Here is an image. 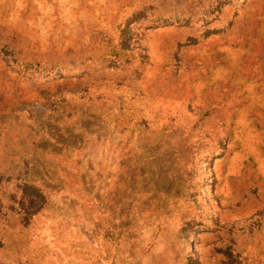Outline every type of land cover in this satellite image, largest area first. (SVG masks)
<instances>
[{
	"label": "rangeland",
	"instance_id": "1",
	"mask_svg": "<svg viewBox=\"0 0 264 264\" xmlns=\"http://www.w3.org/2000/svg\"><path fill=\"white\" fill-rule=\"evenodd\" d=\"M0 264H264V0H0Z\"/></svg>",
	"mask_w": 264,
	"mask_h": 264
},
{
	"label": "trees",
	"instance_id": "2",
	"mask_svg": "<svg viewBox=\"0 0 264 264\" xmlns=\"http://www.w3.org/2000/svg\"><path fill=\"white\" fill-rule=\"evenodd\" d=\"M189 21L192 22V19L189 16L185 17V18H179V17L171 16L169 18L158 17L155 20H152V22L150 24L151 25H158L159 23L176 22L179 25H185V24L189 23ZM122 54L126 55V53H123V52H122ZM113 56H114V60L112 62L113 67L119 68L120 70H122L123 69L122 65L124 64V62L120 63L118 56H116L115 54ZM14 63H15V66H19L22 69V72H24V73L33 72L35 74L42 75V74L48 73L50 69L56 70L57 72L60 73V70L56 66H53V68H51L50 66L32 64L31 62L14 61ZM94 71H95L96 75H98V76L101 75L100 70L95 69ZM32 179L34 180L35 177H34V174L30 173V175L28 176L27 179L22 180L23 181L22 188H29L30 189V186H32ZM18 190L22 191L21 188L20 189L18 188ZM32 190H33L34 195L41 194L42 187L39 186V187L34 188ZM27 196H29V195H26V194L22 195L20 192H16L14 195V199H13L14 201L12 200V203H11V205H12L11 210H12L13 214H15V215L21 214L22 216H24L25 219H28L30 217L29 214L27 212H25L22 208V204H23V202ZM30 215H33V214H30Z\"/></svg>",
	"mask_w": 264,
	"mask_h": 264
}]
</instances>
